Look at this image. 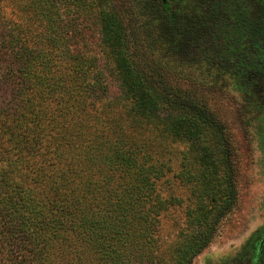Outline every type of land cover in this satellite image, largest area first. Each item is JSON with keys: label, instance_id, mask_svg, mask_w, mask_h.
Listing matches in <instances>:
<instances>
[{"label": "trees", "instance_id": "1", "mask_svg": "<svg viewBox=\"0 0 264 264\" xmlns=\"http://www.w3.org/2000/svg\"><path fill=\"white\" fill-rule=\"evenodd\" d=\"M13 6L16 19L0 12V264H193L235 194L227 126L151 60L125 27L120 0ZM75 8L99 21L120 98L110 97L98 58L76 42L67 12ZM160 20L171 53L195 35ZM148 124L187 146L175 178L194 207L168 249L161 216L181 202L159 192L173 168L155 157Z\"/></svg>", "mask_w": 264, "mask_h": 264}, {"label": "rangeland", "instance_id": "2", "mask_svg": "<svg viewBox=\"0 0 264 264\" xmlns=\"http://www.w3.org/2000/svg\"><path fill=\"white\" fill-rule=\"evenodd\" d=\"M61 1L77 4L85 0ZM120 1L129 12L125 27L138 36L151 60L166 68L188 93L203 97L229 130L233 150L231 190L235 194L223 206V221L217 225L215 237L193 264H264V39L236 28L240 18L231 4L239 0H169L167 9L154 0ZM13 5L14 0H0V12L16 19ZM67 12L74 19L76 42L98 58L110 97L120 98L122 79L101 43L96 16L84 9ZM161 15L174 25L181 23L196 30L174 54L162 41ZM163 128L145 126L146 136L156 147L155 157L173 168L158 183L159 192L166 199L181 202L161 216L160 243L168 249L188 227L194 198L191 190L175 178L187 146L171 137L163 139Z\"/></svg>", "mask_w": 264, "mask_h": 264}, {"label": "flooded vegetation", "instance_id": "3", "mask_svg": "<svg viewBox=\"0 0 264 264\" xmlns=\"http://www.w3.org/2000/svg\"><path fill=\"white\" fill-rule=\"evenodd\" d=\"M161 2L165 9L169 8V0H154ZM233 11L240 18V23L236 28L243 29L249 33H255L264 39V0H241L234 2ZM251 18L250 19H248ZM264 247V244L262 248Z\"/></svg>", "mask_w": 264, "mask_h": 264}]
</instances>
